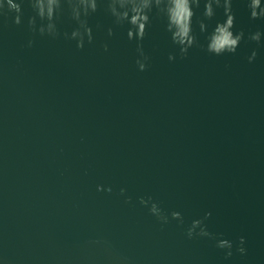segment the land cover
Returning a JSON list of instances; mask_svg holds the SVG:
<instances>
[{"label":"water","instance_id":"1","mask_svg":"<svg viewBox=\"0 0 264 264\" xmlns=\"http://www.w3.org/2000/svg\"><path fill=\"white\" fill-rule=\"evenodd\" d=\"M233 13L264 32L240 0ZM88 22L93 43L76 49L0 17V264H264V41L178 58L153 19L137 71L124 29L101 8ZM149 195L185 225L209 212L208 230L243 236L245 253L225 260L162 226L137 202Z\"/></svg>","mask_w":264,"mask_h":264},{"label":"clouds","instance_id":"2","mask_svg":"<svg viewBox=\"0 0 264 264\" xmlns=\"http://www.w3.org/2000/svg\"><path fill=\"white\" fill-rule=\"evenodd\" d=\"M234 2L235 0H0V17L7 21L11 16L13 25L24 23L29 33L34 32L51 39L62 37L74 42L76 49H81L85 44L93 43V28L89 25L88 18L101 8L111 18L112 26L123 28L125 39L130 43L134 42L133 63L137 71H144L148 66L149 56L142 41L153 19L162 22L163 31L178 58L185 57L194 45L212 56L235 54L242 40L260 46L264 41V32L259 28L247 33L235 28ZM240 2L247 10L250 20L264 19V0ZM25 7L31 10V14L26 17ZM218 11L221 18L212 22ZM61 17L72 22L70 31L59 30ZM96 27L99 28V25ZM105 33L111 37L113 27H107ZM31 45L32 40L29 39L24 46ZM100 47L103 51L108 50L107 44H101ZM256 55L257 51L253 48L244 59L247 63H252ZM173 59V54L168 53L167 60L171 62ZM96 190L100 191L101 186L97 185ZM103 191L110 192L111 188L105 186ZM124 191L123 188L119 189L121 195ZM129 199L124 196L125 203ZM137 202L162 226L168 224L170 219L175 220L178 226H183L186 239L206 238L213 241V246L223 252L225 260L233 255V249L241 255L245 253L243 236L236 238L234 247V242L225 238L223 233L208 230L205 221L210 213L207 211L185 225L179 211L172 210L166 214L150 195L137 197Z\"/></svg>","mask_w":264,"mask_h":264}]
</instances>
